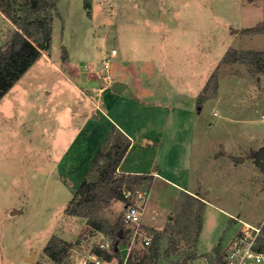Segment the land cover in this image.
<instances>
[{"label": "rangeland", "instance_id": "1", "mask_svg": "<svg viewBox=\"0 0 264 264\" xmlns=\"http://www.w3.org/2000/svg\"><path fill=\"white\" fill-rule=\"evenodd\" d=\"M11 1L16 17L27 15L28 0ZM44 1L57 3L58 11L52 8L32 17L53 16L49 55L0 100V264H56L45 254L52 238L69 245L66 262H78L100 242H112L125 212L141 203L138 192L150 191L151 180L131 188L116 186L85 217L67 211L80 182L63 174L57 162L88 115L85 96L93 93L81 88L82 96L78 87L66 82L63 71L73 73L61 64L68 57L82 68L99 63L112 48L128 59L169 57L180 72L191 75L195 70L198 79L208 74L197 106L192 171V187L205 205L186 199L177 205L176 200L175 212L169 214L160 204L174 198L167 194L173 189L158 183L152 188L150 207H145L141 237L133 244V228L121 230L122 259L129 255L128 264H139L142 258L143 264H216L217 246L225 252L244 224L264 221V172L255 160L264 149V73L247 61L227 62L234 55L264 52V34L254 30L264 20V0ZM15 32L0 13V48ZM100 164L91 169L87 181H97ZM159 230H165L167 238L153 261L142 240L153 239Z\"/></svg>", "mask_w": 264, "mask_h": 264}, {"label": "crops", "instance_id": "2", "mask_svg": "<svg viewBox=\"0 0 264 264\" xmlns=\"http://www.w3.org/2000/svg\"><path fill=\"white\" fill-rule=\"evenodd\" d=\"M113 50L116 49L112 48L99 58L101 68L99 63L82 68L70 57L67 62L62 61V67L73 73L67 75L62 68L65 81L78 87L82 96L85 93L81 88L93 94L85 96L90 104L85 109L88 115L62 152L58 168L81 185L108 134L116 127L131 141L118 172L151 178L147 208L151 205L152 188L158 183L173 189L167 194H173L175 201L171 198L167 205L160 204L167 206L169 214L175 212L176 200L177 205L182 199L190 202L195 198L204 202L196 194L195 185L192 187V171L197 106L208 74L204 79L199 75L198 79L195 70L191 75L183 69L180 72L169 57L128 59L124 54L120 57L119 50L113 56ZM114 84L120 85L119 93L113 90ZM47 88L45 94L50 95L52 90Z\"/></svg>", "mask_w": 264, "mask_h": 264}, {"label": "trees", "instance_id": "3", "mask_svg": "<svg viewBox=\"0 0 264 264\" xmlns=\"http://www.w3.org/2000/svg\"><path fill=\"white\" fill-rule=\"evenodd\" d=\"M57 9V3L50 6L49 2L44 0H28L24 9L28 13L24 17H16L11 0H0V13L15 27L16 32L4 48H0V100L13 88V86L23 77V75L42 57L49 55L53 41V16L50 15L44 19L33 18V13H42L50 9ZM255 32L264 34V20ZM247 61L254 70L264 73V52L249 51L242 55H234L227 62ZM200 104V101H199ZM198 104V105H199ZM118 134L117 140L113 142L110 150L106 151V146L113 137ZM131 141L116 127H113L108 134L101 150L96 155L92 168L101 165V173L97 181L89 182L86 179L80 185L73 200L69 203L67 211L75 217H85L86 211L100 201L106 192L114 187L128 186L129 188L142 185L145 180H150L149 176L118 174L119 166L125 157ZM201 205L205 203L199 199L193 200ZM201 206V207H203ZM198 231L202 229V217L197 218ZM125 227L124 222L119 224L113 238L114 250L112 254L96 250L97 253L106 261L111 262L118 258L120 264H124L122 259L120 245L124 240L121 230ZM98 231L103 233L100 227ZM163 232H156L149 248V257L151 260H157L160 256L161 244L167 238ZM109 235V234H108ZM261 249L264 250V238L260 240ZM118 248V250H116ZM69 245L57 238H52L45 248V254L56 264H71L65 260L69 255ZM216 264H225L224 252L219 245L214 250ZM145 258H142L139 264H143ZM128 264V263H126Z\"/></svg>", "mask_w": 264, "mask_h": 264}, {"label": "built area", "instance_id": "4", "mask_svg": "<svg viewBox=\"0 0 264 264\" xmlns=\"http://www.w3.org/2000/svg\"><path fill=\"white\" fill-rule=\"evenodd\" d=\"M116 53V50L112 51L113 56L116 55ZM137 197L141 203L131 205L123 216L124 225L128 228H133L131 238L133 244L141 237L139 230L145 207L149 200V192L140 191ZM262 238H264V221L258 226L244 224L243 228L228 244L225 252L223 251L225 264H264V250L261 249L260 244ZM142 243L144 247H149L152 243V238L145 236ZM131 249V247L128 248V251L130 252ZM96 250L112 254L114 246L111 241L106 240L100 242ZM96 250H91L88 255L80 257L78 262L74 259L73 264H109V262H106ZM127 259L124 261V264H126Z\"/></svg>", "mask_w": 264, "mask_h": 264}, {"label": "water", "instance_id": "5", "mask_svg": "<svg viewBox=\"0 0 264 264\" xmlns=\"http://www.w3.org/2000/svg\"><path fill=\"white\" fill-rule=\"evenodd\" d=\"M119 88H120V85L119 84H114L113 85V90L117 93H119ZM238 161H243L242 158H237ZM256 163L257 165L259 166V168L264 172V149L261 150L257 155H256ZM14 212H20V211H13ZM122 233V232H121ZM116 250H118V248H116ZM31 261H33V259H29ZM187 263V260H184L183 261V264H186Z\"/></svg>", "mask_w": 264, "mask_h": 264}]
</instances>
